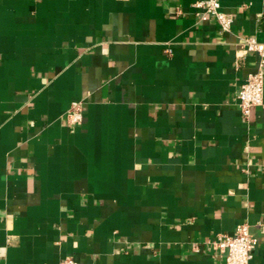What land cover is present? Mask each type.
<instances>
[{
	"label": "crops",
	"instance_id": "1",
	"mask_svg": "<svg viewBox=\"0 0 264 264\" xmlns=\"http://www.w3.org/2000/svg\"><path fill=\"white\" fill-rule=\"evenodd\" d=\"M195 1L0 0V264H225L243 222L264 264V0Z\"/></svg>",
	"mask_w": 264,
	"mask_h": 264
},
{
	"label": "built area",
	"instance_id": "2",
	"mask_svg": "<svg viewBox=\"0 0 264 264\" xmlns=\"http://www.w3.org/2000/svg\"><path fill=\"white\" fill-rule=\"evenodd\" d=\"M194 7L201 20L214 17L223 31L232 27L234 14L222 8L221 0H196ZM244 52L254 51L259 55L257 70L250 73L242 84L238 96L241 114L249 118L251 110L264 103V42L254 36H247L242 43ZM68 123L77 125L83 121L84 107L81 100H74L66 112ZM247 222L239 224L233 234H220L215 241L218 247L225 250V264H250L258 244ZM53 264H81L72 256H67Z\"/></svg>",
	"mask_w": 264,
	"mask_h": 264
}]
</instances>
